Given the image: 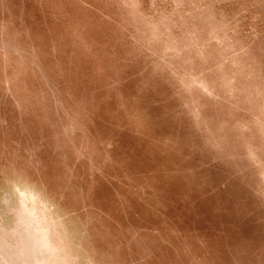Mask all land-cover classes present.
<instances>
[{"label":"clouds","instance_id":"clouds-1","mask_svg":"<svg viewBox=\"0 0 264 264\" xmlns=\"http://www.w3.org/2000/svg\"><path fill=\"white\" fill-rule=\"evenodd\" d=\"M36 2L0 29V264H220L170 208L264 211V0Z\"/></svg>","mask_w":264,"mask_h":264},{"label":"rangeland","instance_id":"rangeland-1","mask_svg":"<svg viewBox=\"0 0 264 264\" xmlns=\"http://www.w3.org/2000/svg\"><path fill=\"white\" fill-rule=\"evenodd\" d=\"M41 23L36 0H0V29L5 25L38 28ZM191 83L201 86L194 76ZM170 211L178 214V220H195L201 230L218 236L220 264H264V211L249 214L251 209L230 202L227 195L219 200L206 197L195 208L177 204Z\"/></svg>","mask_w":264,"mask_h":264}]
</instances>
